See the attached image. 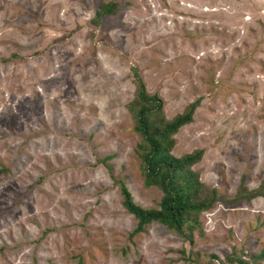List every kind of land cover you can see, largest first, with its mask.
I'll list each match as a JSON object with an SVG mask.
<instances>
[{
  "label": "rangeland",
  "instance_id": "rangeland-1",
  "mask_svg": "<svg viewBox=\"0 0 264 264\" xmlns=\"http://www.w3.org/2000/svg\"><path fill=\"white\" fill-rule=\"evenodd\" d=\"M131 67L165 119L199 100L170 153L200 149L218 200L187 237L129 236L113 179L142 207L161 197ZM0 264H264V0H0Z\"/></svg>",
  "mask_w": 264,
  "mask_h": 264
},
{
  "label": "trees",
  "instance_id": "trees-1",
  "mask_svg": "<svg viewBox=\"0 0 264 264\" xmlns=\"http://www.w3.org/2000/svg\"><path fill=\"white\" fill-rule=\"evenodd\" d=\"M114 9V2L100 3L94 12L93 21L96 22L104 14L112 13ZM131 70L135 93L127 109L132 116L133 130L139 136L135 152L141 161L143 185L154 186L160 191L161 197L156 207H142L133 202L127 187L120 179H113L119 189L122 207L136 219L129 236L141 232L150 222H157L187 237L197 225L198 215L218 200L215 190L207 189L191 170V166L202 157L200 149L179 156L170 153L174 143L172 135L179 127L191 121V114L199 100L190 103L172 118L165 119L161 113L162 99L155 94L148 95L135 69L131 67ZM241 189L237 190L238 198L250 199L259 194L257 191L242 193ZM259 254L262 256V252Z\"/></svg>",
  "mask_w": 264,
  "mask_h": 264
}]
</instances>
